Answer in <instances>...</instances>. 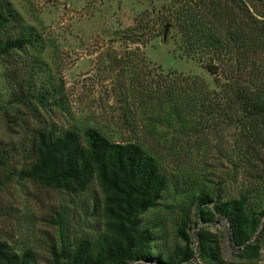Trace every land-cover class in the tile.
I'll list each match as a JSON object with an SVG mask.
<instances>
[{
    "label": "rangeland",
    "instance_id": "rangeland-1",
    "mask_svg": "<svg viewBox=\"0 0 264 264\" xmlns=\"http://www.w3.org/2000/svg\"><path fill=\"white\" fill-rule=\"evenodd\" d=\"M7 1L34 26L42 44L0 56V149L3 173L9 175L0 186V239L13 249H31L35 264H58L50 245L56 246L59 238L65 245L78 237L93 238L102 226L92 200L93 193L99 195L95 183L71 194L17 175L30 160V138L38 126L79 131L94 126L110 140H134L151 153L167 186L143 215L161 222L156 243L165 247L184 242L175 232L181 198L171 187L172 179L203 183L226 198L253 177L254 164L243 161L237 128L223 123L220 115L200 112L201 120L191 115L189 123H196L197 131L184 134L175 125L146 128L156 98L141 97L144 87L151 85L159 93L164 83L180 75H197L214 87L199 61L179 53L173 27L168 25L162 38V5L170 0ZM134 19L139 40L131 41L125 30ZM188 214L184 229L194 249L189 262L198 260L195 232L206 228L215 234L224 260L264 264L262 249L256 261L239 259V247L228 240L221 215L201 222L192 209Z\"/></svg>",
    "mask_w": 264,
    "mask_h": 264
},
{
    "label": "trees",
    "instance_id": "trees-1",
    "mask_svg": "<svg viewBox=\"0 0 264 264\" xmlns=\"http://www.w3.org/2000/svg\"><path fill=\"white\" fill-rule=\"evenodd\" d=\"M257 1L170 0L163 4L161 18L177 33L179 53L199 61L212 75L214 87L208 88L197 75H180L164 83L159 93L148 85L141 95L145 100L156 98L146 116L149 130L175 125L183 134L195 132L197 124L189 123L191 115L222 116L223 123L237 128L243 161L254 164L253 177L235 196L226 198L203 183L172 179L171 187L181 198L175 232L184 242L165 247L156 243L161 222L143 215L167 186L151 153L134 140H110L94 126L81 131L38 126L30 138V160L17 175L71 194L85 192L93 183L99 190L92 200L101 228L93 238L78 237L68 245L59 238L49 249L55 262L237 264L220 256L215 234L206 228L195 232L198 260L189 262L194 249L184 227L190 221V209L201 222L215 215L226 220L228 240L239 247V259L256 261L261 249L264 255V0ZM137 23L134 19L126 28L125 38L139 40L133 32ZM30 45L42 46L34 26L7 0H0V56ZM4 165L0 149V186L9 178L3 173ZM0 264H35V257L31 249L17 251L0 239Z\"/></svg>",
    "mask_w": 264,
    "mask_h": 264
},
{
    "label": "water",
    "instance_id": "water-1",
    "mask_svg": "<svg viewBox=\"0 0 264 264\" xmlns=\"http://www.w3.org/2000/svg\"><path fill=\"white\" fill-rule=\"evenodd\" d=\"M167 26H168V23H165V24L163 25V30H162V33H161V36H162L163 39H164L165 36H166Z\"/></svg>",
    "mask_w": 264,
    "mask_h": 264
}]
</instances>
